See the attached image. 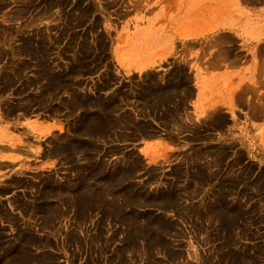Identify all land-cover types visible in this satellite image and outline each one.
I'll use <instances>...</instances> for the list:
<instances>
[{"label":"rangeland","instance_id":"1","mask_svg":"<svg viewBox=\"0 0 264 264\" xmlns=\"http://www.w3.org/2000/svg\"><path fill=\"white\" fill-rule=\"evenodd\" d=\"M171 5L0 0V148L16 152L0 160V264H264V45L194 52L203 74L205 56L249 65L223 79L231 113L202 116ZM139 29L152 58H177L127 74L116 52Z\"/></svg>","mask_w":264,"mask_h":264},{"label":"crops","instance_id":"2","mask_svg":"<svg viewBox=\"0 0 264 264\" xmlns=\"http://www.w3.org/2000/svg\"><path fill=\"white\" fill-rule=\"evenodd\" d=\"M239 1L241 3L239 10L245 16H241L240 20L231 22L225 19L223 12L227 2L237 4L236 0H171L170 19L173 23H176V26L179 22L185 20L188 34L184 36L185 41L179 39L180 48L183 49V45L186 47L187 64L189 71L192 73V85L195 88L193 97L188 103L192 106L194 112L197 111L202 116L216 110L231 113V110L227 107V92L222 84L223 79L226 76H235V74L243 72L249 65L237 61L227 63L216 60L214 57L208 60L205 56L203 59H197L196 61H200V64H202L203 72H205L203 74L192 65L196 58L194 52L206 46L209 39L216 45H221L223 43H220V41L223 42L225 37L233 39L239 46L246 44L249 38L253 40L251 41L252 44L264 45V0H258L253 4L248 0ZM174 2L175 4H173ZM179 2L185 3L179 5ZM145 37V30L139 29L134 34V39L129 43V48L116 52L117 61L127 71V74H141L177 58V54L174 52L167 53L160 61L152 58L150 52L143 48V45L148 42ZM260 66L264 69V61H261ZM34 120H37V125L44 130H50L51 132L63 131V122L54 117L39 119L37 116H24L17 126L29 129V123L33 125ZM159 140V138H149L141 143V147L154 146V143ZM15 153L9 145L5 144L3 148H0V160L13 162L4 158ZM40 155L41 152H37L32 156V159L41 161L40 166L43 168L50 167V163L46 158L42 160L37 158Z\"/></svg>","mask_w":264,"mask_h":264},{"label":"bare ground","instance_id":"3","mask_svg":"<svg viewBox=\"0 0 264 264\" xmlns=\"http://www.w3.org/2000/svg\"><path fill=\"white\" fill-rule=\"evenodd\" d=\"M69 130V129H68ZM91 136H93V135H91ZM94 151V150H93ZM78 155V154H77ZM100 156V155H99ZM84 157V156H83ZM88 158V157H87ZM92 161V160H91ZM97 162V161H96ZM106 163V162H105ZM109 166V165H108ZM106 169H108L107 167H106ZM86 171V170H85ZM90 181V180H89ZM98 182V181H97ZM125 183V182H124ZM113 186V185H112ZM120 194V193H119ZM118 197V196H117ZM124 200V199H123ZM121 202V201H120ZM129 221V220H128ZM159 225V224H158ZM165 225V224H164ZM162 227V226H161ZM137 237V236H136Z\"/></svg>","mask_w":264,"mask_h":264}]
</instances>
